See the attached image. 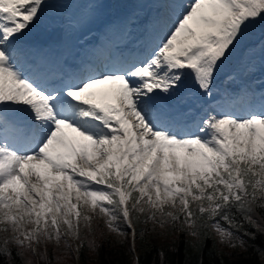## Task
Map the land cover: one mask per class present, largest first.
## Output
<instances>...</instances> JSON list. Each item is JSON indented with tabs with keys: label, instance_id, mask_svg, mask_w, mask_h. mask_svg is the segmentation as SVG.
Wrapping results in <instances>:
<instances>
[{
	"label": "snow or ice",
	"instance_id": "6c2138e0",
	"mask_svg": "<svg viewBox=\"0 0 264 264\" xmlns=\"http://www.w3.org/2000/svg\"><path fill=\"white\" fill-rule=\"evenodd\" d=\"M48 7L0 0V264H101L105 229L133 254L264 235V89L216 87L264 72V0H163L140 51L79 63L28 44Z\"/></svg>",
	"mask_w": 264,
	"mask_h": 264
},
{
	"label": "trees",
	"instance_id": "16d2710c",
	"mask_svg": "<svg viewBox=\"0 0 264 264\" xmlns=\"http://www.w3.org/2000/svg\"><path fill=\"white\" fill-rule=\"evenodd\" d=\"M226 74L222 71L220 75ZM107 239L111 240L109 244L103 237L98 236V240L104 241L102 252L97 257L95 254H89L90 260H99L101 264H130V261L139 257L140 264H199L201 259L203 264H260L264 259L261 257V251H264V235L257 234L255 240H249L245 248H233L223 243H217L213 247V236L205 241L202 253L191 246L189 241L193 238L185 236L183 233H176L170 236H158L151 234L147 242L141 240L137 235L135 242V253L132 248L130 234L127 241L107 233ZM128 232L130 230H127ZM252 231H255L252 229ZM164 255L161 257V252ZM67 264H77L75 259H68Z\"/></svg>",
	"mask_w": 264,
	"mask_h": 264
},
{
	"label": "rangeland",
	"instance_id": "374dc122",
	"mask_svg": "<svg viewBox=\"0 0 264 264\" xmlns=\"http://www.w3.org/2000/svg\"><path fill=\"white\" fill-rule=\"evenodd\" d=\"M48 3L49 7L45 10V15L41 18L37 26L32 30L31 34L37 33L38 31L36 32V29L43 30L42 27H44L48 21H57V18H68L65 21H61L62 23H66L71 16L74 23L77 24V31H80L82 39H84L90 35L95 34L99 29H102L110 25L111 23H114L117 19L121 18L124 11H126V6H128V4L131 6V8H133L131 12V19H133V16L137 18L141 16L143 17L144 12L152 7H162L163 0H48ZM155 3L156 5H154ZM69 6H71V10L67 12L66 8ZM140 28L135 27L134 30H139ZM143 28L145 29V27ZM131 29H133L132 25ZM52 33L53 32H51L50 35ZM36 38H38L37 35ZM126 38L127 35L123 37V39ZM229 70L230 69L226 68L224 70L226 74L220 75V77L217 79L216 87L217 85H219L222 90H225L227 89V86H232V83L227 79V73ZM238 82L241 84H245L244 86H250L253 89L255 88V90L259 92V88L257 89L256 86L264 89V72L257 70L252 76L245 77L244 81ZM190 84H192V81ZM107 233L119 238H123L115 233ZM128 233L130 234V238L132 241L131 230Z\"/></svg>",
	"mask_w": 264,
	"mask_h": 264
},
{
	"label": "bare ground",
	"instance_id": "6f19581e",
	"mask_svg": "<svg viewBox=\"0 0 264 264\" xmlns=\"http://www.w3.org/2000/svg\"><path fill=\"white\" fill-rule=\"evenodd\" d=\"M154 5H156V3ZM160 8V6L154 8L152 7L150 9L148 8L149 10L144 12L143 17L141 16L137 18L133 16V19H131L128 23L127 29L122 30L121 26L125 19L128 18L127 15L131 14L132 16L131 12L133 8H131V6L128 4V8L126 9L125 13L122 15L121 18L117 19L114 23H111L110 25L102 28V30L98 32V34L91 40L90 38H87L86 40H80V31H77V24L74 23L73 18H71V16L68 22L66 23H62L61 21H65L68 18H57V21H48L45 26L42 27L43 31L41 32V37H39L38 41L36 35L31 33L27 37V41L30 46L34 47L35 49L42 50L41 55H47L52 58H60L61 60H67L69 63H79L81 60H85L88 55H91L96 52V45L99 44L100 46L101 43V45L108 46L109 42H102L106 39L105 35H109L113 39V43H119V41L123 40V37H125L128 33L131 32V25L133 27V30L135 27H142L141 23L145 22V18L148 16V12L151 11V14L153 15ZM70 10L71 6L66 8L67 12H69ZM57 29L61 30L63 35V38L58 42V45L55 46L54 44H50L48 47H42L40 45V40L49 39L48 36L50 35V33L54 32ZM37 31L39 32L40 30L36 29V32ZM231 83L232 86H227L226 90L235 91L242 85H245L239 83L238 81Z\"/></svg>",
	"mask_w": 264,
	"mask_h": 264
},
{
	"label": "water",
	"instance_id": "95a60500",
	"mask_svg": "<svg viewBox=\"0 0 264 264\" xmlns=\"http://www.w3.org/2000/svg\"><path fill=\"white\" fill-rule=\"evenodd\" d=\"M53 38L57 39L61 37V30H57L53 35ZM191 81H189L190 83Z\"/></svg>",
	"mask_w": 264,
	"mask_h": 264
}]
</instances>
